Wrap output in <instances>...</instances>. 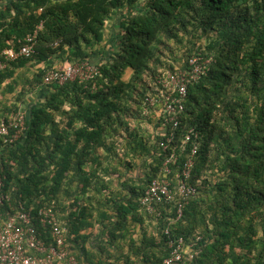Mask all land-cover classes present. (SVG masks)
<instances>
[{"label": "trees", "instance_id": "obj_1", "mask_svg": "<svg viewBox=\"0 0 264 264\" xmlns=\"http://www.w3.org/2000/svg\"><path fill=\"white\" fill-rule=\"evenodd\" d=\"M35 31L33 53L0 76V117L25 115L17 142L0 138V212L53 204L78 264H108L91 251L127 236L125 264H160L180 240L179 264H264V0H0V60ZM192 57L209 63L173 127L159 78ZM83 61L92 80L43 85ZM194 147L196 194L148 213V184L173 154L175 190Z\"/></svg>", "mask_w": 264, "mask_h": 264}, {"label": "built area", "instance_id": "obj_2", "mask_svg": "<svg viewBox=\"0 0 264 264\" xmlns=\"http://www.w3.org/2000/svg\"><path fill=\"white\" fill-rule=\"evenodd\" d=\"M40 29V28H38ZM37 31L24 38L18 52L7 49L2 52L0 60V76L6 67L5 61L15 60L18 56L28 57L33 53ZM208 61L199 57H192L188 69H180L164 74L159 78L164 96V122L177 127L179 117L184 110V101L189 84L196 82L205 74ZM99 74L96 65L88 61L67 66L64 69H52L43 78V85H62L67 81L92 80ZM25 115L17 112L11 113L8 118L0 117V138L4 142L13 144L20 139L24 130ZM163 150L166 144H161ZM184 163L180 175H177L175 190L169 179L170 164H174L173 154L163 163L161 178L153 179L145 189L140 199V205L148 213H156L157 206L169 205L175 196L181 198L182 203L196 194L195 188L188 185L192 167V156ZM10 197L4 191L3 179L0 175V207L4 204L10 206ZM178 216L182 214V206L177 210ZM67 228L59 220L55 206H44L35 213L33 208L19 210L4 216L0 212V264H78L66 242ZM167 233V232H166ZM50 235L52 244L47 246L44 236ZM182 240L176 245L170 244V254L160 264H179L182 260ZM31 252L33 254H31Z\"/></svg>", "mask_w": 264, "mask_h": 264}, {"label": "crops", "instance_id": "obj_3", "mask_svg": "<svg viewBox=\"0 0 264 264\" xmlns=\"http://www.w3.org/2000/svg\"><path fill=\"white\" fill-rule=\"evenodd\" d=\"M111 22H109L106 25V29H105V34L106 37L108 38V29L107 26L110 25ZM106 38V40H107ZM43 67V65H42ZM130 74V73H128ZM34 95H31L28 98V103L30 101H33L35 97H32ZM32 98V99H30ZM27 104H23L21 107L24 109V111H26L27 109ZM136 228L134 226L131 227V234H132V238L134 240H136L137 238H139V233H136ZM117 235L119 236L120 233H117ZM87 250L89 249L88 245L85 244ZM98 246V245H96ZM102 246H104V252L103 254L95 247L94 251H91L92 253H95L97 258L102 259V261L107 262L108 264H125V259L128 256V236L125 239H119L117 242H114L112 244H104L102 243ZM86 264H99V260L96 263H93V257H90V259H87Z\"/></svg>", "mask_w": 264, "mask_h": 264}, {"label": "rangeland", "instance_id": "obj_4", "mask_svg": "<svg viewBox=\"0 0 264 264\" xmlns=\"http://www.w3.org/2000/svg\"><path fill=\"white\" fill-rule=\"evenodd\" d=\"M118 20H119L118 17H113V20L111 21L110 25L107 26L108 36L109 37L107 38L106 42H107L108 46H110L111 45V41H113V38L111 36L114 35L117 32V30H118L117 29L118 28V25H117ZM32 97H34V96H32ZM30 99H32V98H30Z\"/></svg>", "mask_w": 264, "mask_h": 264}]
</instances>
